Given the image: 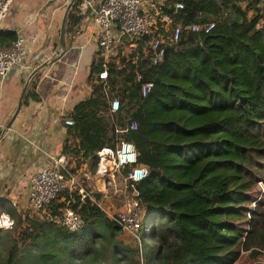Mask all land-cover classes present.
Here are the masks:
<instances>
[{"label":"trees","instance_id":"16d2710c","mask_svg":"<svg viewBox=\"0 0 264 264\" xmlns=\"http://www.w3.org/2000/svg\"><path fill=\"white\" fill-rule=\"evenodd\" d=\"M148 1L172 24L212 27L181 34L157 63L140 42L122 57L118 46L104 85L95 58L89 95L65 116L62 140L70 172L83 163L94 172L96 151L118 137L132 143L136 164L148 169L133 184L145 211L140 239L127 240L118 223L64 190L41 216L30 207L35 215L23 214L6 230L12 235L0 236V264H235L241 253L264 249V201L256 199L264 181V0ZM79 5L71 3L64 32L79 22ZM14 37L0 31V45ZM145 82L152 85L141 95ZM113 97L119 107L110 113ZM130 121L136 127L120 131ZM63 207L80 217L78 230L55 221Z\"/></svg>","mask_w":264,"mask_h":264},{"label":"crops","instance_id":"0c3cea01","mask_svg":"<svg viewBox=\"0 0 264 264\" xmlns=\"http://www.w3.org/2000/svg\"><path fill=\"white\" fill-rule=\"evenodd\" d=\"M69 1L12 0L0 24V31L17 29L25 41L34 40L24 62L0 77V215L30 208L26 197L30 178L47 162V155L62 154L63 119L89 95L86 76L96 48L88 37L90 14L81 2L79 22L64 32V48L58 45ZM121 204L114 206L120 209ZM144 221L148 228L154 220Z\"/></svg>","mask_w":264,"mask_h":264},{"label":"built area","instance_id":"2783aa9c","mask_svg":"<svg viewBox=\"0 0 264 264\" xmlns=\"http://www.w3.org/2000/svg\"><path fill=\"white\" fill-rule=\"evenodd\" d=\"M12 0H0V24L5 18ZM82 9L90 14V29L88 37L96 43V58H100V70L96 77L103 85L107 78V64L116 55L117 47H121L120 55H125L130 46L141 43L143 56L148 54L152 63L160 61L164 50L176 44L181 34L202 30L206 33L212 24L199 25L195 22L187 24L171 23L168 15L156 16L155 7L148 0H80ZM176 4L175 8H180ZM158 29L159 32H151ZM15 34L13 40L0 45V77L7 74L12 66L21 65L27 57L29 45L34 42L25 41L19 30H11ZM126 50V51H125ZM125 51V52H124ZM116 53V54H115ZM135 61V59H132ZM145 82L141 95L151 87ZM119 107L117 97L109 99L108 111L115 112ZM70 119H63V125H70ZM2 125H0L1 127ZM136 124L130 121L120 131L133 130ZM96 169L94 176L99 175L100 181H93V187H88L84 176L80 180L77 172H70L65 155H47V162L30 178L26 192L29 206L42 213L44 207L62 191L75 192L80 199L102 211L109 219L118 223L123 231L137 237L141 218L144 215L139 206L137 192L133 184L140 179H133L137 171L143 172L146 166L136 164V152L128 140L117 138L113 147L104 146L96 151ZM114 173L119 175L115 178ZM145 177V176H144ZM86 181V183H85ZM130 189L126 194V190ZM95 194H98L95 197ZM110 195L122 196L123 202L116 212L110 201ZM60 215L55 221L66 230L73 232L80 228L81 220L78 214L69 207L59 209ZM145 212V211H144Z\"/></svg>","mask_w":264,"mask_h":264},{"label":"rangeland","instance_id":"374dc122","mask_svg":"<svg viewBox=\"0 0 264 264\" xmlns=\"http://www.w3.org/2000/svg\"><path fill=\"white\" fill-rule=\"evenodd\" d=\"M91 44H93L92 42H90ZM94 48H96V43L94 42ZM126 51V50H125ZM124 51V52H125ZM59 155V154H58ZM80 171H77V175L79 177L80 180L84 179L85 177H88L87 182H88V187L91 188L93 187V181L95 180V176H94V172H91L87 167L84 166H80L79 168ZM115 178H118L119 175L117 173H114ZM262 178L264 179V174H261ZM256 199H259L264 201V181H258L257 185H256ZM110 201L113 207V211L109 210V212H116V210L118 209V207L116 206H120V204L123 202V198L121 196H117V195H110ZM114 204L116 206H114ZM250 208H252V204L249 205ZM32 210L30 208H25L22 211H18V212H14L13 215H9L8 217L11 218L12 221H14V225L13 227H11L10 229H17L18 228V222H17V218H21L23 214H34L35 212H31ZM39 215L41 216V212L39 213ZM105 215V214H104ZM106 216V215H105ZM107 217V216H106ZM108 218V217H107ZM143 218V217H142ZM149 219V218H148ZM142 221V219H141ZM6 230H8V228H0V236L4 239L7 235H12L13 232H9V234L6 233ZM141 232V231H140ZM140 232L138 234V238L140 239ZM122 236L124 238H126L127 240H130L132 242H135V240L131 237L130 234L121 231ZM79 235V233H78ZM137 241V240H136ZM145 241L144 243L147 242V240H143ZM31 244L26 245L27 248H29V250L32 252L33 248H31L30 246ZM138 245V243H137ZM37 249L39 250V248L37 247ZM41 250H44L43 248ZM4 256V246L3 244L0 242V258ZM235 264H264V249H256V253L254 255H250V253H241L239 260L235 263Z\"/></svg>","mask_w":264,"mask_h":264},{"label":"water","instance_id":"95a60500","mask_svg":"<svg viewBox=\"0 0 264 264\" xmlns=\"http://www.w3.org/2000/svg\"><path fill=\"white\" fill-rule=\"evenodd\" d=\"M73 2V0H70L69 1V4L67 5L66 7V10L63 14V17H62V20H61V24H60V28H59V37H58V45L61 47V48H64V24H65V17H66V14H67V11L71 5V3ZM55 58H52L50 60H46L44 63H43V66L44 65H47L49 63H52V61H54ZM20 104V101L18 102V105ZM15 111V110H14ZM14 115V114H13ZM13 117V116H12ZM12 117L10 118V121L3 127V130H6L10 123H11V120H12Z\"/></svg>","mask_w":264,"mask_h":264},{"label":"clouds","instance_id":"9594fccd","mask_svg":"<svg viewBox=\"0 0 264 264\" xmlns=\"http://www.w3.org/2000/svg\"><path fill=\"white\" fill-rule=\"evenodd\" d=\"M146 175H147V170H144L143 172L137 171L133 176V179H142ZM13 225H14V221H12L10 217H8L6 214L0 215V228L10 229L11 227H13Z\"/></svg>","mask_w":264,"mask_h":264},{"label":"bare ground","instance_id":"6f19581e","mask_svg":"<svg viewBox=\"0 0 264 264\" xmlns=\"http://www.w3.org/2000/svg\"><path fill=\"white\" fill-rule=\"evenodd\" d=\"M95 180H96V181H100V182H102V179L100 178L99 175H96Z\"/></svg>","mask_w":264,"mask_h":264}]
</instances>
